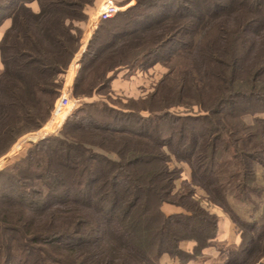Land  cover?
Instances as JSON below:
<instances>
[{
	"label": "trees",
	"instance_id": "obj_1",
	"mask_svg": "<svg viewBox=\"0 0 264 264\" xmlns=\"http://www.w3.org/2000/svg\"><path fill=\"white\" fill-rule=\"evenodd\" d=\"M91 2L0 0V156L48 118L79 38L72 22ZM120 14L81 55L63 127L0 171V264H161L185 240L198 256L217 215L197 188L239 234L223 264H252L264 245V0H144ZM157 63L168 70L151 91L122 108L103 99L121 70ZM230 194L252 205L247 219Z\"/></svg>",
	"mask_w": 264,
	"mask_h": 264
},
{
	"label": "rangeland",
	"instance_id": "obj_2",
	"mask_svg": "<svg viewBox=\"0 0 264 264\" xmlns=\"http://www.w3.org/2000/svg\"><path fill=\"white\" fill-rule=\"evenodd\" d=\"M144 0H115L117 6L120 7L119 13L112 18L109 22H105V23H96V25H93L94 20H95V15L97 13L98 10V5L100 0H92V2L90 4H87L84 8V18L80 21L74 20L72 22L73 26L75 28L78 29L79 31V38L77 40V42L74 45V53L73 56L69 62V65L67 67L66 70L70 69V74L72 76V62H75L77 60V58L79 57V54L82 53L81 51L84 49V47L86 48L89 40L92 38V36L95 34L96 36V41L100 42L101 40L105 39L107 36V33L109 30H111L112 28L120 25L123 21H124V15L120 14L122 12H124L127 8L133 6L134 4L138 3V2H143ZM81 40V41H80ZM80 42V44H79ZM79 44V45H78ZM75 59V60H74ZM74 60V61H73ZM80 60V59H79ZM77 61L76 67L79 68L80 66V61ZM71 65V68H69ZM79 65V66H78ZM1 69V68H0ZM168 70V68L166 66H164L161 63H157L155 64V66H152L150 68L144 69V70H139L136 72L135 79H130V84H127V82H123L120 86V92L118 90H113L110 85V94H109V99L104 97L103 99H105L107 102H109L111 105L115 106V107H126L127 105H129L128 101H127V95L128 98H137L140 97L142 95H145L147 92L152 90V87L154 86V84H156L157 81H159L162 77V75ZM65 81L62 82V85L60 87L59 90V94L60 91L63 90L67 87V85L70 84V90L68 89V91L71 92L72 96L75 97L73 95V81H68V78H64ZM66 82V84L64 83ZM63 83L65 84L63 86ZM129 87V88H128ZM122 88L124 89H129L128 91H122ZM106 92V91H104ZM130 93H132L133 95H131ZM58 94V96H59ZM108 95V94H107ZM57 96V97H58ZM104 96V95H103ZM57 97L55 98V100L57 99ZM76 98V97H75ZM92 98H100L98 96H94ZM102 98V97H101ZM77 99V98H76ZM54 100V102H55ZM93 100V99H91ZM79 105V103H77ZM54 105V103H53ZM76 105L74 107V109L78 106ZM53 108V106H52ZM71 110V112L66 116V118L64 119L63 123L58 127V123L60 122L59 120H50V116H51V110L49 113L48 118L40 124V126L33 130V131H29L26 132L22 135H20L17 140L12 144V146L10 147V149L2 156H0V171L10 165H12L15 161H17L19 158L24 157L26 155H31L33 152V148L36 144H38L41 140H43L44 138H47L49 136H54L56 135L59 130L63 127L65 120L71 116V114L73 113V110ZM183 108H177L175 111L177 112H183ZM197 108L193 107L192 109H190V112H196ZM243 119L246 121V123H251L252 119L249 115L244 116ZM29 148V150L25 151L24 153L20 154L19 156H17L16 158L13 159V154L15 152H18L19 150H23L25 148ZM230 167V164H225V167ZM184 169L186 170L187 168L184 167ZM256 173H257V183L260 186H264V169L260 166V165H256L255 167ZM227 171L223 174V176H227ZM184 178H188L187 176V171L184 172L182 179ZM181 179V180H182ZM181 180H179L177 182V189L179 190L182 187V183ZM231 193V192H230ZM193 200L195 201H199L200 205L208 208V210L211 213H215L214 210H218L221 211L222 214H224L228 219H230L228 217V215L218 206L216 205H210L207 203V201H205V193L197 188L195 189V193L192 195ZM254 199H257L256 197H254ZM261 199H264V193L261 195ZM229 204L231 206V208L234 210V212L241 218L247 219L250 212L252 211V205L247 203V202H242L239 201L238 199H235L233 197V195H229ZM162 209L166 212H177L178 210H180L177 206L175 205H171V204H164L162 205ZM217 215V214H216ZM218 219V216H217ZM231 221V220H230ZM231 223H233L231 221ZM218 228V227H217ZM217 233V232H216ZM240 240V237H238ZM212 240V239H211ZM211 240H209L208 245L210 244ZM193 244L194 241L192 240H185L181 243V248H182V252L184 254H179L177 256H169L168 254H164L161 257L160 263L161 264H181L183 261L182 260H188L187 262L189 264H219V263H210L211 261H206V263L204 262L205 259L202 258L203 255H208L209 251L208 250V245L206 247H204L201 252L199 253V255H195L193 253ZM263 247V253H259L256 254L259 255V257L255 260H253L252 264H264V245H262ZM215 250L214 253H212V255L215 254V252L218 250L216 247H213ZM221 249V248H220ZM218 250L219 252H223V257H222V263L223 264L226 261V258L229 254L230 251L232 250H227V251H223V250ZM207 252V253H205ZM255 254V255H256ZM188 256H196L194 259H190ZM254 257V256H253ZM251 263V261L249 262Z\"/></svg>",
	"mask_w": 264,
	"mask_h": 264
},
{
	"label": "crops",
	"instance_id": "obj_3",
	"mask_svg": "<svg viewBox=\"0 0 264 264\" xmlns=\"http://www.w3.org/2000/svg\"><path fill=\"white\" fill-rule=\"evenodd\" d=\"M30 8L33 11H37L38 10V5L35 1L31 2L29 4ZM10 25V19L7 18L3 21V23L0 25V37L2 36L3 32L5 31V29ZM85 50H82V53L79 54V57L77 58V61L80 59L81 55L83 54ZM75 60V59H74ZM73 60V61H74ZM80 61V60H79ZM73 63V62H72ZM79 66V65H78ZM155 66V65H154ZM1 68V65H0ZM71 68V65L70 67ZM78 71V67H75V69L73 70V74L71 76L70 74V69L66 70L64 75H63V81L64 78H68V81H73L72 83L74 84V80H75V76L76 73ZM139 70H135L133 73L131 74H127L126 69L121 70L117 75L116 78H114L111 81V87H113V90H118L120 92L119 86L123 83V82H127V84H130V79H135L136 76V72ZM62 81V82H63ZM65 83V82H64ZM129 88V87H128ZM126 89L122 88V91H125ZM129 89H127L126 91H128ZM131 95H133L132 93H130ZM128 97V95H127ZM215 213L218 216L217 219V233L216 236L211 240L210 244L208 245V250L211 251L209 252L208 255H203L202 258L205 259L204 262L206 263V261H211L210 263H222V257H223V252H219L218 250H223V251H227V250H236L239 244V234L237 232V229L235 227V225L233 223H231L230 219H228L224 214L221 213V211L218 210H214ZM182 246V245H181ZM213 247H216L218 250L215 252L214 255H212V253H214L213 250H215ZM207 253V252H205ZM189 264V263H187ZM207 264V263H206Z\"/></svg>",
	"mask_w": 264,
	"mask_h": 264
},
{
	"label": "built area",
	"instance_id": "obj_4",
	"mask_svg": "<svg viewBox=\"0 0 264 264\" xmlns=\"http://www.w3.org/2000/svg\"><path fill=\"white\" fill-rule=\"evenodd\" d=\"M119 10L120 7L117 6L115 0H100L93 25H96V23H99L101 21L113 18L119 12ZM65 84L63 83V86ZM68 89L70 90V84L67 85L65 89L63 87V90L60 91V94L55 100L53 108L51 110L50 120L60 121V124L56 128H58L63 123L66 116L71 112L72 109H74V107L78 103V99L73 97Z\"/></svg>",
	"mask_w": 264,
	"mask_h": 264
}]
</instances>
